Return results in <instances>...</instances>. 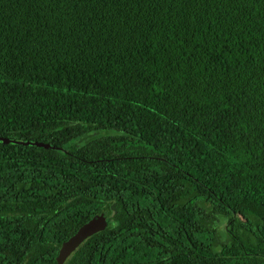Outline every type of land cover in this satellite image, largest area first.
I'll list each match as a JSON object with an SVG mask.
<instances>
[{
	"label": "trees",
	"instance_id": "obj_1",
	"mask_svg": "<svg viewBox=\"0 0 264 264\" xmlns=\"http://www.w3.org/2000/svg\"><path fill=\"white\" fill-rule=\"evenodd\" d=\"M0 264H264V0H0Z\"/></svg>",
	"mask_w": 264,
	"mask_h": 264
},
{
	"label": "water",
	"instance_id": "obj_2",
	"mask_svg": "<svg viewBox=\"0 0 264 264\" xmlns=\"http://www.w3.org/2000/svg\"><path fill=\"white\" fill-rule=\"evenodd\" d=\"M0 141L9 143H26L42 146L48 149H60L58 146H53L49 143L38 142V141H24L20 139H12L10 137L0 136ZM109 226V220L106 214H101L90 219L88 222L83 224L75 234L64 241L60 247L59 253L56 257L57 264H64L68 257L91 235L106 229Z\"/></svg>",
	"mask_w": 264,
	"mask_h": 264
}]
</instances>
